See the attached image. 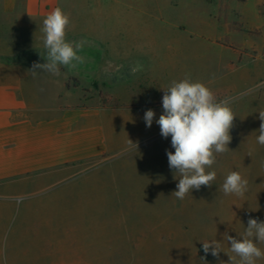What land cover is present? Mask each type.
I'll use <instances>...</instances> for the list:
<instances>
[{
  "label": "rangeland",
  "instance_id": "374dc122",
  "mask_svg": "<svg viewBox=\"0 0 264 264\" xmlns=\"http://www.w3.org/2000/svg\"><path fill=\"white\" fill-rule=\"evenodd\" d=\"M59 7L70 17L69 41L154 50L168 63L159 70V85L166 88L187 75L236 114L229 151L217 155L210 169L217 173L213 185L183 200L172 195L179 176L168 165L166 153L175 151L171 136L160 132L140 134L137 149L84 165L74 186L80 205L66 207L59 218L65 256L73 258L66 264H228L226 253H232L224 235L239 239L249 218L264 221V146L256 142L258 111L264 109V0H62ZM42 36L35 30V48L43 46ZM33 56L40 63L46 53ZM67 71L66 88L80 92L81 102L98 95L97 103L118 105ZM43 72L38 69L35 79L45 92ZM114 73L109 89L121 94L122 70ZM229 171L248 180L243 197L220 190ZM215 239L223 251L206 255L202 242Z\"/></svg>",
  "mask_w": 264,
  "mask_h": 264
},
{
  "label": "crops",
  "instance_id": "0c3cea01",
  "mask_svg": "<svg viewBox=\"0 0 264 264\" xmlns=\"http://www.w3.org/2000/svg\"><path fill=\"white\" fill-rule=\"evenodd\" d=\"M61 1L0 0V264L72 262L60 241L65 225L59 218L66 207L80 205L74 186L83 166L120 154L128 139L135 143L140 134L160 132L159 70L168 63L154 50L84 44L78 53L83 64L61 67L60 76L43 72L45 92L38 87L29 69L33 53L46 50L35 48L34 33ZM69 69L118 105L99 104L98 95L81 102L80 92L66 88ZM118 69L125 84L113 94L109 81ZM71 95L74 103H67ZM148 109L156 114L150 128L144 121Z\"/></svg>",
  "mask_w": 264,
  "mask_h": 264
},
{
  "label": "clouds",
  "instance_id": "9594fccd",
  "mask_svg": "<svg viewBox=\"0 0 264 264\" xmlns=\"http://www.w3.org/2000/svg\"><path fill=\"white\" fill-rule=\"evenodd\" d=\"M70 17L62 8L56 7L42 21V42L46 50L43 59L45 63H34L29 71L35 77L38 69L54 76L61 75V67L75 68L83 64L85 59L79 55L86 41H69L67 30ZM133 74L137 67L131 69ZM66 77V74H65ZM163 113L156 123L160 134L167 138L171 136V146L175 150L167 151L169 168L174 170L178 178L177 190L172 193L177 199L183 200L192 190L201 186H211L217 177L213 165L217 155L229 151L232 140L231 129L236 114L225 101H218L213 91L203 82L193 81L185 76L179 81L162 88ZM259 112L261 121L256 142L264 146V109ZM155 112L148 109L144 114L147 127H151ZM130 148L138 145L128 139ZM220 190L224 195L243 197L248 191V180L239 171H229L225 176ZM224 239L230 243L228 264H257L264 259V250L258 245L264 244V221L249 218L247 227L241 238H233L225 234ZM203 251L207 255L218 257L223 251L222 245L216 239L202 242ZM221 264L225 262L221 261Z\"/></svg>",
  "mask_w": 264,
  "mask_h": 264
}]
</instances>
